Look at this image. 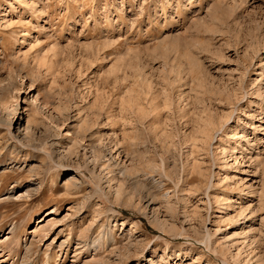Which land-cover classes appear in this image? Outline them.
Segmentation results:
<instances>
[{"label":"rangeland","instance_id":"obj_1","mask_svg":"<svg viewBox=\"0 0 264 264\" xmlns=\"http://www.w3.org/2000/svg\"><path fill=\"white\" fill-rule=\"evenodd\" d=\"M0 264H264V0H0Z\"/></svg>","mask_w":264,"mask_h":264},{"label":"bare ground","instance_id":"obj_2","mask_svg":"<svg viewBox=\"0 0 264 264\" xmlns=\"http://www.w3.org/2000/svg\"><path fill=\"white\" fill-rule=\"evenodd\" d=\"M28 129H29V128H25V129L23 130V131H24L23 138H26V137H27V135H28L27 130H28ZM29 136H30V135H29ZM29 136H28V137H29ZM28 137H27V138H28ZM68 187H69V186H68ZM49 213H50V212H49ZM47 216H48V215H47ZM47 216H46V217H47ZM126 248H127V247H126Z\"/></svg>","mask_w":264,"mask_h":264}]
</instances>
